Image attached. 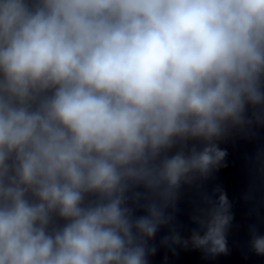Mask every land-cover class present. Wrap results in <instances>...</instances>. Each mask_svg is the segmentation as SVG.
<instances>
[{
  "label": "clouds",
  "instance_id": "9594fccd",
  "mask_svg": "<svg viewBox=\"0 0 264 264\" xmlns=\"http://www.w3.org/2000/svg\"><path fill=\"white\" fill-rule=\"evenodd\" d=\"M254 122L264 0H0V264H148L182 184ZM215 191L190 239L161 243L227 254Z\"/></svg>",
  "mask_w": 264,
  "mask_h": 264
},
{
  "label": "water",
  "instance_id": "95a60500",
  "mask_svg": "<svg viewBox=\"0 0 264 264\" xmlns=\"http://www.w3.org/2000/svg\"><path fill=\"white\" fill-rule=\"evenodd\" d=\"M253 111L249 106V117ZM193 144L201 147L198 141L188 142L189 147ZM218 144L227 153L224 161L207 179L198 178L182 184L174 209L167 210L174 216L173 221L161 226L155 237L148 241L157 249L148 257V264H264V256L257 255L250 246L251 229L255 228L258 235L264 236V122H254L244 129L232 128ZM178 148L179 145L168 155L175 154ZM216 189L226 194L233 217L226 231L228 253L209 256L191 244L188 247L162 244V239L173 231L183 239H190L193 231L200 227L197 218L209 206L205 197H211L213 203L218 200ZM132 191L147 190L140 186ZM129 206L135 208L136 216L146 214L131 200Z\"/></svg>",
  "mask_w": 264,
  "mask_h": 264
}]
</instances>
